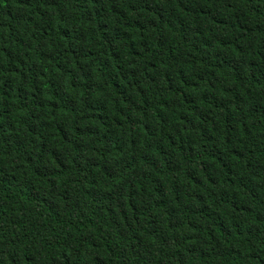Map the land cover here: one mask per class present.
Instances as JSON below:
<instances>
[{
    "label": "trees",
    "instance_id": "16d2710c",
    "mask_svg": "<svg viewBox=\"0 0 264 264\" xmlns=\"http://www.w3.org/2000/svg\"><path fill=\"white\" fill-rule=\"evenodd\" d=\"M0 264H264V0H0Z\"/></svg>",
    "mask_w": 264,
    "mask_h": 264
}]
</instances>
